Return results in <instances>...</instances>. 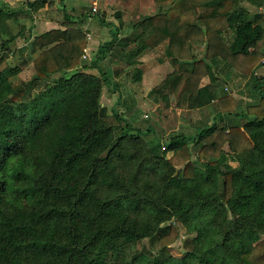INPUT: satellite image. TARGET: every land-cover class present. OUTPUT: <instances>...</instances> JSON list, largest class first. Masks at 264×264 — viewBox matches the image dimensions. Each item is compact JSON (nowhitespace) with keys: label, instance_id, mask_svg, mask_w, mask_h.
Listing matches in <instances>:
<instances>
[{"label":"trees","instance_id":"1","mask_svg":"<svg viewBox=\"0 0 264 264\" xmlns=\"http://www.w3.org/2000/svg\"><path fill=\"white\" fill-rule=\"evenodd\" d=\"M155 1L170 5L141 17L127 63L168 39L173 69L149 93L189 109L215 101L212 122L154 139L118 96L110 123L101 97L116 84L99 63L127 44L83 58L87 33L68 14L23 35L32 75L14 83L21 67L0 69V264H264V25L242 0ZM234 75L252 79L256 101L221 88ZM175 222L188 236L178 256Z\"/></svg>","mask_w":264,"mask_h":264},{"label":"rangeland","instance_id":"2","mask_svg":"<svg viewBox=\"0 0 264 264\" xmlns=\"http://www.w3.org/2000/svg\"><path fill=\"white\" fill-rule=\"evenodd\" d=\"M130 1H127L128 2L127 10L132 15H128L127 13L123 14V16L129 20H137L140 16H145L147 14L148 16L153 15L155 13L154 8H156V6H159L155 0H143V1L130 0ZM23 2L27 3V1H23ZM49 4L51 9H53L54 11L52 10L46 11L44 13L45 16L54 17L58 19L59 20L58 25H60L63 16L62 6H61L62 4L60 5L59 0H49ZM111 4H118V0L115 3L110 2V4H108L107 7H110ZM64 7L66 11L67 9H69L68 7H66V3L64 4ZM109 10L110 11L117 10V7L112 6L109 8ZM97 14H99V8L96 15ZM16 15L19 18L18 22H13L11 26L8 23L9 26L7 28L9 30V33L6 32L5 34L4 32L5 30L3 31V29L0 27V69L7 65L20 66L21 71L19 72V74L15 76L13 79L11 78L14 83H19L21 81L28 80L33 73V67L30 62L31 45L29 40L24 39V36L28 34L30 35L39 34L41 33L42 28H38L36 31H34L33 29L32 32L30 29V33H27L29 28H31L30 23L32 21V14L30 15V13H26L25 15H23L19 12ZM20 30L21 32H19ZM18 33H23V34L20 35ZM8 37L13 38V40L6 41L8 42V46L6 48H3L2 47L3 40H6ZM203 47L204 46L201 44H196L194 50H197L199 53L200 51H203ZM257 47L259 49L264 50V39L259 42V46ZM31 56H35V54ZM197 57L201 58L202 56H197ZM23 61L25 62L22 63ZM103 63L104 62H101L102 65ZM261 63L264 64V57L262 58ZM117 65L118 66H113L112 64L115 70H111L113 72L111 79H113L115 75L127 90H132V89L136 90V92L133 93L134 94L133 98L123 99L122 101L123 103L121 105L126 108L125 115L127 119L130 120V123H132L134 126L142 127V128L148 127L149 125L152 128L151 137H153L154 139L158 138L159 140L162 141H168L172 133L183 132L185 134L186 133L193 134L195 132L194 129H196V127L194 125L189 126L188 128L177 125L179 114L185 116L188 115L190 116V114L188 113L187 115V113L184 111L178 113L179 111L175 110V107L178 106L173 101L171 103L168 101L170 103V107L165 106L163 103H161L157 109L151 111L150 108L148 107V103L146 99L148 94L146 95L145 90H143L144 88H146L144 85H147V82L144 83L142 78L139 81H134L132 79V75L134 71L127 70V64L125 62H122V60ZM165 71L166 70H160L159 74L163 77L166 75ZM256 72L258 74L260 73L264 74V68L260 66L257 68ZM220 84H221V88H224V91L229 92L232 95L236 96L241 101L240 104L256 101V96H255L256 94L252 90L253 81L248 77L243 78L234 75L228 82L223 83V81H221ZM115 98L116 96L114 94L111 95L106 87L103 88L101 102L106 108L108 121L113 124H119L113 118L110 110V107H112L113 103L116 101ZM185 101L186 100H184L181 104H183ZM185 105H187V102ZM215 106H216L215 101H212L209 104L201 108H198L200 109L198 111L194 109L193 111L194 113L193 115L191 114L192 115L191 117L196 118L197 121L195 123L198 122V124H203L204 122L211 123L213 120V113L215 111L214 109ZM170 129L173 130L171 131ZM143 130L145 131L146 128ZM227 162H229L231 165L234 166L237 165L238 163L237 159L232 155L227 156ZM175 224L179 236L177 240L171 245L169 252L175 256H178L179 254H181V252L184 251L185 247H184L183 239H187L188 236L185 235L184 228L181 226L179 222H175ZM144 243L146 244L147 241L144 240Z\"/></svg>","mask_w":264,"mask_h":264},{"label":"crops","instance_id":"3","mask_svg":"<svg viewBox=\"0 0 264 264\" xmlns=\"http://www.w3.org/2000/svg\"><path fill=\"white\" fill-rule=\"evenodd\" d=\"M23 1L25 0H0V11L6 10L9 12V16L6 19L7 25L9 23V25L11 26L13 22H18L19 18L17 17L16 14L20 12L23 15H25L26 13H30V15L32 14V21L30 23L31 32L33 29L34 31H36L38 28H42L41 32H43L52 28L60 27V25H58L59 23L58 19L54 17H46L44 14L48 10L54 11L50 7L49 0H45L44 2H42L43 0H37L38 2L35 1L37 2L36 4L37 6L35 7L32 6L31 2L25 3ZM109 1L115 3L117 0H59L60 5L62 4L61 6L63 12V16L61 20H63L65 14L72 15L71 17H73L74 20L79 22L83 30L86 31L88 43L86 48V54H84L83 57L85 59L91 60L94 59V57H97V53L102 50V46L105 43L113 40L114 38L116 39V41H119L124 45L127 44V46L124 49H117L118 47L116 46L112 49V51L106 53L103 59L100 60L99 63L100 67L103 68L104 70H115L113 66H118L117 64L120 63L122 60V62H125L127 64V70L134 71L135 68H137L138 70H142L143 73L141 78L143 79L144 83L147 82V85H144L146 88L144 89L142 88V89L145 90L146 95L148 94L146 99L150 110L154 111L155 109L158 108V106L161 103H163L165 106L170 107V103L167 101L166 98L164 97L160 98L149 93L151 88L154 87L156 84H158L173 69L170 60L164 55L165 53L164 51L166 49L165 46L167 45L168 39L164 40L155 49L147 51L144 55H142L138 59V62L136 64L127 63V59L130 56L129 50L132 47V39L134 38V36L137 34L138 31L137 24L140 22L141 17L144 16H140L137 20L126 19L123 16L124 13L125 14L127 13L128 15H132L127 10V4H128L127 1L130 0H118V4H111L110 7L112 6L117 7V10H113V11H110L109 10L110 7H107V5L110 4ZM93 2H96L99 8V14L97 15L96 13L98 12V8L96 13L91 12V6ZM65 3H66V7L69 8L67 9V11L64 7ZM240 4L249 11V19L254 18V21L256 23H260L264 25V0H262V4L259 7H255L244 0H242ZM158 5L159 6H156V8H154L155 13H157L158 10L160 9L164 10L165 8H167L170 5V2L163 1L158 3ZM145 16H148V14ZM0 27L3 29V26L0 25ZM7 39L3 40V43L4 41L13 40V38L10 39L7 38ZM193 52L194 54L196 53V56L203 55V51H200L198 53L197 50L193 49ZM101 62H104L103 65L101 64ZM160 70H166L165 71L166 75L162 77L159 74ZM112 81L116 85H112V87L114 88V93H110V94L111 95L114 94L116 96L115 100H117L118 96L121 97L122 101L123 99L133 98L134 96L133 93H135L136 90L133 89L127 90L115 75ZM185 104L186 101L183 104H180V106L177 105L178 107H175V110H178L179 111L178 113L184 111L187 113V115L189 113L190 116L179 114L177 125L183 126L185 128H188L189 126L192 125L196 126V124L198 123V122L195 123L197 121L196 118L191 117L194 113L193 112L194 109L187 108V105ZM196 110L198 111L200 109H196ZM121 112H125L124 107L121 108ZM123 118L127 119L126 115H123ZM130 124L131 126L134 127L132 123ZM194 130L196 132L197 128Z\"/></svg>","mask_w":264,"mask_h":264},{"label":"built area","instance_id":"4","mask_svg":"<svg viewBox=\"0 0 264 264\" xmlns=\"http://www.w3.org/2000/svg\"><path fill=\"white\" fill-rule=\"evenodd\" d=\"M25 1H27V3H30V2H34L36 0H25ZM91 12L92 13H96L97 12V4H96V2H93L92 3Z\"/></svg>","mask_w":264,"mask_h":264}]
</instances>
